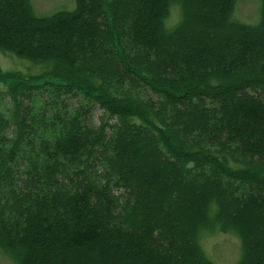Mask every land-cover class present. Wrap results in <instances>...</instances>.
<instances>
[{"label":"trees","instance_id":"obj_1","mask_svg":"<svg viewBox=\"0 0 264 264\" xmlns=\"http://www.w3.org/2000/svg\"><path fill=\"white\" fill-rule=\"evenodd\" d=\"M75 2L0 0V52L27 63H0V246L17 264H218L197 236L217 224L241 237L235 264H264V0L255 23L235 0Z\"/></svg>","mask_w":264,"mask_h":264},{"label":"rangeland","instance_id":"obj_2","mask_svg":"<svg viewBox=\"0 0 264 264\" xmlns=\"http://www.w3.org/2000/svg\"><path fill=\"white\" fill-rule=\"evenodd\" d=\"M35 14H50L60 9H71L75 6V0H30ZM261 0H235L233 6V17L243 22L255 23L260 17ZM181 16L179 6L172 4L169 9L168 16L165 18V25L170 27L174 25ZM0 63L4 68H15L21 64H27L21 58L0 52ZM35 65V66H34ZM30 64L31 71L39 69L38 64ZM99 110H97V113ZM231 209V205H227V209ZM230 211V210H229ZM242 216H249L250 211L240 208ZM253 213H256L253 211ZM185 217V216H184ZM257 232L254 237H258L264 244V228L255 227ZM258 230H260L258 232ZM198 242L203 252L211 261L218 264H235L242 256V242L239 233L232 229H221L219 225L212 224L199 228ZM0 264H17V262L0 246Z\"/></svg>","mask_w":264,"mask_h":264}]
</instances>
